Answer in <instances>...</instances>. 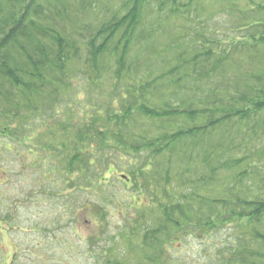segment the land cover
Segmentation results:
<instances>
[{"label": "trees", "instance_id": "obj_1", "mask_svg": "<svg viewBox=\"0 0 264 264\" xmlns=\"http://www.w3.org/2000/svg\"><path fill=\"white\" fill-rule=\"evenodd\" d=\"M95 1L0 0V83L9 84L14 95L5 112L10 96L0 89V133L15 147L28 143L24 163L40 177V190L46 182L67 188L74 173L73 186L85 183L84 193L97 196L110 182L106 177L114 179L112 167L123 173L120 181L136 189L127 206L135 209L145 194L149 210L158 212L153 226L126 231V243L139 245L144 254L142 263H161L160 251L182 234L200 230L209 238L233 226L235 249L219 264H264V185L262 193L252 194L244 182L247 174L264 170V143L260 150L257 145L264 133V0H211L230 23L211 27L219 21L213 17L189 34L177 32L152 55L177 52L149 82L136 73L153 50L142 47L154 31L140 29L152 1L116 0L114 6L101 0L100 11ZM163 1L161 7L170 3L172 13L192 7V0ZM63 95L78 103L79 119L71 105L66 113L53 108L48 128L37 117L41 98L54 103ZM137 118L150 120L157 136L127 140L128 122ZM176 123L183 127L172 129ZM37 126L47 131L40 146L30 143ZM223 126L238 133L214 138ZM73 186L69 191L77 190ZM178 186L179 196L168 191ZM210 208L209 215L203 212ZM246 234L258 247L244 240ZM129 251L128 246L123 254Z\"/></svg>", "mask_w": 264, "mask_h": 264}, {"label": "rangeland", "instance_id": "obj_2", "mask_svg": "<svg viewBox=\"0 0 264 264\" xmlns=\"http://www.w3.org/2000/svg\"><path fill=\"white\" fill-rule=\"evenodd\" d=\"M100 1H95L99 11L101 8ZM103 1L107 2V0ZM121 1L117 0V3ZM151 1L152 4L147 5V8L150 7L142 18V26H140V29L145 26L154 31L152 32L154 35L150 33V42L142 47H146L145 50L147 47L153 49L152 54L140 60L136 73V78L141 77L143 82L151 81L149 80L152 79L150 78L151 73H153L152 77L162 73L163 70L159 71V69H162L163 63L168 62L177 53L175 49H172L173 51H168L167 58H152V55L161 52V48L164 47L167 40L174 39L177 32L189 34L190 30H197L195 27H197L198 22L207 24V20L213 17H216V20L219 18V21L214 19L211 22V27L216 24L220 28L221 25L225 26L230 23L227 13L221 12L220 6L211 3V0L208 2L205 0H192V7L189 11L177 13L171 12L174 8L169 6L170 3L163 9L161 7V2L164 5L163 0ZM180 1L188 2V0ZM112 3L115 6L116 0H112ZM68 13L73 15L69 11ZM84 14H86V11H82L79 15ZM170 14L173 15L172 18L168 16ZM0 89L5 96H10V99L3 105L6 112L7 105L14 95L9 84L0 83ZM187 94L190 97L193 95L192 91ZM105 97L107 98V95L103 94L99 100L102 102ZM40 104L37 117L40 122L47 121L46 126L48 128L54 122H52L54 118L53 108H57L59 113H66L68 110L67 105H71L70 110L73 113V118L75 120L79 119L77 115L79 112L78 103L74 105L72 101L68 102V98H64V95L56 99L54 103H45L41 98ZM84 106L86 107V105ZM40 113H42V118L39 117ZM48 119L51 121H48ZM135 120L133 122L131 119L128 122L127 134L129 133V135H125L127 140L134 139V142H137L140 137L151 139L157 136L158 132L150 120L144 118ZM33 122L39 124L35 120ZM183 123H176L172 129L175 130L176 126L183 127ZM1 126L2 123H0V128ZM12 127L15 129L14 124ZM37 128L35 129L36 134L30 143L40 146L47 131L43 127L37 126ZM218 131V135L214 134L216 139L221 133L223 136L225 133L230 137L238 133L236 128H229V126L227 128L226 126L219 127ZM235 138L239 140L238 137ZM262 143H264V133L261 144H257L259 150L263 145ZM27 144L25 142L15 147L13 141L5 138L0 133V184H5L4 187H0V191L4 190L7 195L6 199H0V224L3 227V229L0 227V232H2L0 235L3 234V236H0V264H113L114 262L145 264L142 263L145 261L142 257L144 254L141 253L139 245L137 247L126 243V241H129L126 231L132 232L135 227L142 228L148 222H151V226H153L154 222L152 221L158 215L154 208L149 210L150 205L148 199L144 196L145 194L142 196L144 198L140 197L141 200L136 201L135 209L128 207L127 205L133 203L131 197L136 195V189L134 186L125 187L120 181V175L123 173L117 171L114 167L110 169L116 172L114 179L111 180L113 176L108 175L106 179L110 182L104 187H99L97 196L93 191L84 193L85 183L77 184V176L74 173L70 176L72 183L67 188L64 185L58 186L56 184L57 186H55L52 182H46L43 185L44 190H40L42 184L37 182V178L40 177L36 176V171L26 169L28 165L24 163L26 161V154L24 159V153L27 150ZM113 156V163L115 164L117 163V153H113ZM57 162H61V159H58ZM58 166H61L58 169L63 173V163L58 164ZM96 167H98V173L103 172L102 169L104 168L101 163ZM91 168H87V171ZM227 175H230V173L228 172ZM97 177L96 174L95 178ZM229 178L230 176H227L223 179L228 180ZM261 178L264 180V170L254 172L251 175L247 174L244 179L245 185L249 186L252 194L254 192L256 194L262 193L264 183ZM174 179L176 181L177 177L174 176ZM75 182L77 183L73 186ZM79 185L80 187H77ZM72 186L77 190L69 191ZM80 188L83 193L78 190ZM168 191L179 196L183 190L178 186L168 188ZM62 195L64 196L61 199ZM210 210L212 209H204L203 212L209 215L208 211ZM243 222L246 223V221ZM233 228V226L225 227V230L218 231V234L214 235V232H212L213 237L209 238L202 237L203 233L200 230L193 232L189 237L182 234L175 244L172 243L174 240L169 244L167 243L164 251L157 249L158 251L161 250L162 258L161 263L156 264H219L223 256L227 255H224V253H229L231 248L235 249L232 244L235 239ZM251 237V235L246 234L244 240L249 241ZM137 240L138 237L136 236L135 244ZM249 244L258 247L253 240H250ZM15 246H17V249ZM128 246L131 251L123 254ZM223 260L225 259L223 258Z\"/></svg>", "mask_w": 264, "mask_h": 264}, {"label": "flooded vegetation", "instance_id": "obj_3", "mask_svg": "<svg viewBox=\"0 0 264 264\" xmlns=\"http://www.w3.org/2000/svg\"><path fill=\"white\" fill-rule=\"evenodd\" d=\"M4 175H6V174H4ZM5 186V184H0V187H4ZM7 195H6V193H5V191L4 190H1L0 191V199H6L5 197H6ZM2 224H0V227L3 229V227L1 226ZM12 229V228H11ZM5 230V229H4ZM6 231V230H5ZM4 231V232H5ZM0 233H2V232H0ZM5 233H7V232H5ZM2 235V234H1ZM15 248L17 249V246H15Z\"/></svg>", "mask_w": 264, "mask_h": 264}]
</instances>
